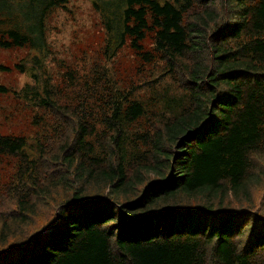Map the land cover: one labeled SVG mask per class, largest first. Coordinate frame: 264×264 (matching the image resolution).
Returning <instances> with one entry per match:
<instances>
[{
	"label": "trees",
	"instance_id": "trees-1",
	"mask_svg": "<svg viewBox=\"0 0 264 264\" xmlns=\"http://www.w3.org/2000/svg\"><path fill=\"white\" fill-rule=\"evenodd\" d=\"M91 2L106 31L105 58L126 42L141 58H158L165 69L147 83L179 65L183 77L173 82L189 103L173 116L158 113L156 130L141 135L148 152L124 164L122 125L146 115L139 101L106 71L88 79L69 68L74 102L72 94L67 103L54 99L45 24L67 0H0V48L27 46L15 68L30 78L19 90L0 83V94L67 115L74 131L51 151L0 133V152L30 167L10 194V221L0 224V264H264V156L252 159L264 149V0ZM147 33L153 41L143 50ZM153 119L145 118L149 127ZM105 131L113 152L86 139ZM41 158L62 167L43 185L32 179ZM55 188L70 194L57 202L54 221L7 245Z\"/></svg>",
	"mask_w": 264,
	"mask_h": 264
},
{
	"label": "rangeland",
	"instance_id": "rangeland-1",
	"mask_svg": "<svg viewBox=\"0 0 264 264\" xmlns=\"http://www.w3.org/2000/svg\"><path fill=\"white\" fill-rule=\"evenodd\" d=\"M217 7L220 3H217ZM187 19V15L185 16ZM46 39L50 51L46 59V67L50 75L49 84L57 90L54 99L58 103H67L70 94L73 104V85L65 80L66 68L74 69L79 78H95L98 71H106L109 80L125 92H129V100L139 101L146 110V115L138 120L123 123V142L121 146L124 164L143 157L150 146L141 135L144 132L152 134L156 130L158 113L165 112L173 116L189 103L186 90L180 89L173 81L183 77L179 65L175 73L166 74L147 83L165 69L164 63L158 58L147 61L137 55L136 50L126 42L114 57L106 59L103 48L106 31L101 15L93 6L91 0H67L64 7H53L46 17ZM152 33H147L142 40L143 50H150ZM28 53L27 46L0 48V64L8 67L0 71V83L8 88L19 90L23 84L30 81L24 73L15 68V64L23 62ZM187 59H181L185 62ZM63 72V79H62ZM105 76V75H104ZM78 81L77 79H73ZM154 118L149 127L146 117ZM60 124L54 125V120ZM67 115L48 114L43 107L24 104L10 92L0 94V133L6 135H21L29 140H41L47 151L56 150L61 141L71 139L73 127L69 124ZM109 132L86 136L87 140L97 141L105 146V152H113L112 139ZM113 136V135H112ZM138 137L139 140L136 138ZM91 141V142H92ZM122 142V141H120ZM101 149V147H100ZM264 149L252 156L255 164L260 163ZM20 155L0 152V224L10 217L15 210V203L10 194L14 186L20 185L18 177L29 171ZM140 162V161H136ZM144 162V161H143ZM38 171L33 174V180L38 179L39 185L47 183L48 178L57 177L62 167L50 158L38 160ZM23 169V170H22ZM32 172V171H31ZM38 185V186H39ZM70 194L61 188L53 189L49 195L53 198H38L37 208L30 224L19 228L14 237L8 236L6 244H21L36 230L53 222L57 212V202ZM7 220V221H6ZM1 247V245H0Z\"/></svg>",
	"mask_w": 264,
	"mask_h": 264
},
{
	"label": "water",
	"instance_id": "water-1",
	"mask_svg": "<svg viewBox=\"0 0 264 264\" xmlns=\"http://www.w3.org/2000/svg\"><path fill=\"white\" fill-rule=\"evenodd\" d=\"M37 233H39V232H37Z\"/></svg>",
	"mask_w": 264,
	"mask_h": 264
},
{
	"label": "bare ground",
	"instance_id": "bare-ground-1",
	"mask_svg": "<svg viewBox=\"0 0 264 264\" xmlns=\"http://www.w3.org/2000/svg\"><path fill=\"white\" fill-rule=\"evenodd\" d=\"M259 117V116H258Z\"/></svg>",
	"mask_w": 264,
	"mask_h": 264
}]
</instances>
